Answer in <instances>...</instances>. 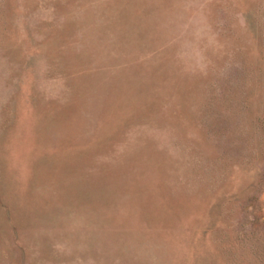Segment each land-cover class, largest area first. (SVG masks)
I'll return each instance as SVG.
<instances>
[{"label": "rangeland", "instance_id": "obj_1", "mask_svg": "<svg viewBox=\"0 0 264 264\" xmlns=\"http://www.w3.org/2000/svg\"><path fill=\"white\" fill-rule=\"evenodd\" d=\"M0 264H264V0H0Z\"/></svg>", "mask_w": 264, "mask_h": 264}]
</instances>
